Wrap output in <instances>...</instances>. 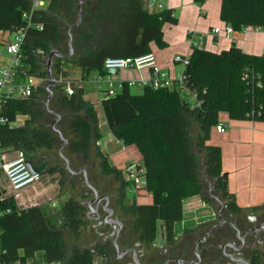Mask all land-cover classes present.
<instances>
[{
	"label": "trees",
	"instance_id": "trees-1",
	"mask_svg": "<svg viewBox=\"0 0 264 264\" xmlns=\"http://www.w3.org/2000/svg\"><path fill=\"white\" fill-rule=\"evenodd\" d=\"M43 1L44 7L33 9V0H0V32L13 33L33 24L26 29L21 46V67L43 81L33 95L4 104L8 122L0 125V149L22 150L37 171L59 174L60 193L66 194L82 181L66 169L58 152L63 141L52 124L60 116L56 126L68 139L63 153L74 170L87 167L92 148L103 135L96 109L84 99L82 87L74 86L68 94L65 84L58 81L50 101L54 113L46 109L48 65L44 55L55 48L68 49L63 33L77 21L80 0ZM195 1L203 5L209 0ZM81 8L82 22L72 30L78 52L70 59L55 58L57 80L67 63L84 73L109 75L104 65L107 58L151 53L153 42L165 48L163 27L178 22L170 8L148 11L145 0H86ZM220 18L238 32L245 27L264 30V0H222ZM39 24L42 29L36 27ZM183 76V85L177 81L171 87L147 84L140 94L132 93L129 83L123 82L116 95L102 98L113 135L126 146H136L142 156L152 201L138 204L132 198L130 202L127 194L132 182L111 164L107 153L98 151L101 173L114 178L118 184L115 205L134 218L141 240L148 243L160 235L174 237L177 224L184 219V201L205 194L202 175L234 209H242L225 186L222 148L208 141L222 113L232 120L264 122V55L246 53L236 45L219 53L194 45ZM194 95L199 104L193 102ZM19 114L24 115V123L13 126ZM104 195L112 202L110 193ZM85 212L86 207L73 196L64 201L58 216L46 206L19 208L13 196L0 191V260L94 264L96 254L80 243L88 224ZM68 236L75 239L74 246L69 245ZM102 252V256L108 254V249Z\"/></svg>",
	"mask_w": 264,
	"mask_h": 264
},
{
	"label": "crops",
	"instance_id": "crops-1",
	"mask_svg": "<svg viewBox=\"0 0 264 264\" xmlns=\"http://www.w3.org/2000/svg\"><path fill=\"white\" fill-rule=\"evenodd\" d=\"M164 1L173 15L178 17V22L164 25V40L167 44L165 48H160L155 42L151 43V48L161 70L171 79L177 78V75L183 71V65L175 58L189 55L194 45L216 53L236 45L246 53L264 55V30L262 29L253 28L247 33L235 31L232 39L223 35L218 37L213 35L214 28L225 26V22L220 18L222 0H209L203 5H199L195 0ZM112 75L115 76L112 77ZM98 76H102L98 71L84 73L74 63L65 64L60 74V77L71 81L74 86L84 89V99L95 107L99 119L98 127L103 135L102 139L96 143L99 146L103 145L102 149L104 148L108 154L112 165L123 170L128 160L127 150L134 148L139 161L142 160V156L136 146L124 145L109 129L102 105L103 93L98 90L95 83ZM103 77H110L116 84L134 82L135 87L143 88L154 79V73L152 68L127 69ZM89 82L92 85L90 88L87 86ZM130 87L132 90L134 86ZM220 120L227 125V130L219 133L215 128L208 144L222 148V166L227 175V189L235 195L236 203L240 208L260 206L264 204V122L253 119L232 120L227 113H222ZM117 155L123 157L120 164L113 163ZM45 175L48 177L45 178ZM59 180V174L43 173L40 183L16 193L17 206L19 208L45 204L49 206L50 202L55 201V208H58L57 199L62 195ZM3 182L7 183L8 188L3 185ZM0 191L5 196L13 193L2 172H0ZM149 195L152 196L151 193ZM200 204L199 207L190 210H186L184 204V219L179 224L185 222L186 214L189 212L194 214L192 219H196L199 211L204 209L203 203Z\"/></svg>",
	"mask_w": 264,
	"mask_h": 264
},
{
	"label": "flooded vegetation",
	"instance_id": "flooded-vegetation-1",
	"mask_svg": "<svg viewBox=\"0 0 264 264\" xmlns=\"http://www.w3.org/2000/svg\"><path fill=\"white\" fill-rule=\"evenodd\" d=\"M199 197L204 209L193 223L180 231L176 226L173 238L160 235L151 243L141 240L134 218L116 214L115 209L121 228L99 223L105 215L102 204L97 213L91 212L96 203L90 207L86 200L85 217L93 227L90 248L102 264H264V204L236 210L213 184ZM110 205L114 207L111 201ZM119 228L117 251L114 238ZM103 248L108 254L102 256Z\"/></svg>",
	"mask_w": 264,
	"mask_h": 264
},
{
	"label": "built area",
	"instance_id": "built-area-1",
	"mask_svg": "<svg viewBox=\"0 0 264 264\" xmlns=\"http://www.w3.org/2000/svg\"><path fill=\"white\" fill-rule=\"evenodd\" d=\"M45 6L43 0H33V9L41 8ZM145 7L150 12H160L167 8V4L164 0H145ZM25 17H30V14H24ZM33 25L29 22L28 26L19 29L13 33H10L13 38L8 41L0 42V58L5 57L7 59L6 64L0 63V125L7 124L8 120L3 115V106L9 99L26 98L33 95L41 85L43 81L36 79L34 76L27 74L22 69V51L21 46L25 38L26 29ZM42 29L43 25L36 26ZM252 27H245L242 32H249ZM4 33V32H3ZM215 37L223 35L229 39H232L235 33L234 28L225 24L223 28L216 27L212 31ZM39 55H44L42 50L38 51ZM46 55H44L45 57ZM175 60L183 65L184 68L189 64V55L183 57H176ZM105 67L114 68L117 71L127 69L142 70L144 68H152L154 73V79L148 83L155 88L171 87L174 81H177L179 85H183L184 76L183 71L177 75V78L171 79L168 74L163 72L157 62V58L154 53H148L137 57H109L105 60ZM59 82L65 84L66 93L72 94L74 92V85L71 81L63 77H59ZM96 86L99 91L103 93V97L114 96L117 91L121 89L122 83L116 84L110 77L105 78L98 76L96 78ZM136 83H129L130 86H135ZM193 102L199 104L196 100V96H193ZM24 115L19 114L13 126H18L24 123ZM216 130L219 133H224L227 130V125L219 122L216 125ZM13 152V151H12ZM12 152L2 151L0 149V172L6 177L11 191L14 195L8 197H14L16 199V193L35 186L43 179V173L36 171L33 172L28 165V159L22 150ZM126 180L132 182V189L138 194L141 190L147 186V179L145 175V168L142 165V160L130 161L126 167ZM55 202L52 203V207H55ZM28 208V207H27ZM0 264H61V263H44L36 261H16L11 263H4L0 260Z\"/></svg>",
	"mask_w": 264,
	"mask_h": 264
},
{
	"label": "rangeland",
	"instance_id": "rangeland-1",
	"mask_svg": "<svg viewBox=\"0 0 264 264\" xmlns=\"http://www.w3.org/2000/svg\"><path fill=\"white\" fill-rule=\"evenodd\" d=\"M78 18H79V16H78ZM78 18H77V21H78ZM73 24H71V25H73ZM69 27L65 28L64 33H63V37H64V40L66 41V45L67 46L69 45V38H70ZM72 30L70 32L72 33V35H74ZM12 38H13V36L9 32H4V33L0 32V42L1 41H8V40H10ZM73 39H74V36H73ZM65 47L63 48V51H60V49H58V48H55V49L58 50L59 52L63 53V54H67V53L70 52V48L68 46V49L67 48L65 49ZM73 51H74V54L76 52H78V49H76L75 46H74V42H73ZM0 63L6 64L7 63V59L5 57H1L0 58ZM113 76H115V75H112V77ZM87 86L89 88L92 87L90 82L87 83ZM142 91H143L142 87H135V86L132 87V93H134V94H140ZM48 95H49V93L47 92V97H48ZM47 97H46V99H47ZM102 147H103V145L99 146L97 143L94 144V146L92 148V156H91L92 158H91L90 161H88V163L86 164L87 167H85V168L88 171V176H89L90 182L96 188H99V191H101V194L110 193V195L113 196L112 197V204L115 207L116 214H119V215L123 216V215H125V213L123 212L124 210L121 209L120 207H117L115 205V202H116V199H117L116 196H115V194H116L115 193V189H116L118 184L116 183V181L114 180V178L112 176H106V175L104 176L101 173L100 159L97 157V152L101 151L102 153H106L104 148L102 149ZM135 151L136 150L134 148H130L129 150L126 151L127 153L125 152L126 154H128V160H126L127 162L125 163L124 168H123L125 179L127 178L126 172H125L126 171V167L130 163V161L133 160V161L139 162V160L136 157L137 154H136ZM13 154H14V151L12 152L11 155L13 156ZM122 158L123 157L121 155H117L113 159V163L120 164L121 161L123 160ZM76 164L77 165H75V166L78 167L79 166V162L77 161ZM79 175H80V180L82 181L80 183V186H78L76 190L65 191V192H67L66 194H63L64 192L63 193L61 192L60 194H62V195L59 197V199H57V202L59 204L58 208L50 206L52 204V202H50L49 206L46 205V204L42 205V206H46V207H49V208L51 207L50 208L51 211L54 214L59 216L60 208L62 207V204L64 203V201L68 197L73 196L74 198L79 200L81 203L89 201L92 198V197H90V196H92V191L85 185L83 175L82 174H79ZM46 177H48V175H45V178ZM60 180H61V176H60ZM60 180H59V182H60ZM202 181L204 183V192L207 193V190H209V186H210V184H212V182L209 181L204 175H202ZM83 184H84V186H83ZM3 185L5 187H7V183L3 182ZM59 186H60V183H59ZM8 192L10 193V191H7V193ZM149 193L150 192H148V190L145 188V189L141 190L140 193L138 191V194H137L134 191V189L131 188L130 190H128L127 199L131 200L132 198H135V200L137 201L138 204H147L148 202L152 201V196H150ZM11 195H14V194L12 193ZM199 198H200L199 195H197V196H193V197L188 198L187 200H185L184 201L185 209L186 210H190V209H194V208L199 207L201 205L200 204L201 202L199 203V200H200ZM189 204L191 206H189ZM206 211H207L206 213L210 214L209 210H206ZM193 216H194V214H190V212L187 213L186 217H185V222L177 225V231H180V229L182 227H184L185 225L193 223L194 220H196V219H192V218H194ZM92 234H93V227L91 226L90 220H88L87 226L85 228H83V235H82V238H81V241H80L81 245H83L84 247H89L90 248L92 243H93ZM67 238H68L69 245L70 246H74L75 245V239H73L71 236H68ZM94 264H102V263H101V260L96 257V260H95Z\"/></svg>",
	"mask_w": 264,
	"mask_h": 264
},
{
	"label": "water",
	"instance_id": "water-1",
	"mask_svg": "<svg viewBox=\"0 0 264 264\" xmlns=\"http://www.w3.org/2000/svg\"><path fill=\"white\" fill-rule=\"evenodd\" d=\"M86 0H80L79 4H78V8H79V18L78 21L76 23H74L73 25H71L69 27V48H70V52L67 54H63L61 52H59L56 49H53L49 54H47L44 57V61L47 62L48 65V82L46 84V90L48 91L49 95L45 101V105H46V109L48 111H51L52 113H54L52 110H50V101L53 97L54 91H53V87H55L58 83V80L56 78V76L53 74V65L55 62V58L58 59H70L74 56V51H73V35L70 32L74 27H77L80 25L81 21H82V8L81 5L85 2ZM105 72L108 74H115L117 72L116 69L114 68H108L105 67ZM60 116H58V119H56L54 121V123L52 124V127L54 129V131H56L61 140L63 141V144L59 147L58 152L61 156V158L64 160L65 162V166L66 169L71 173V174H75V175H79L82 174L83 178H84V182L85 185L92 191V198L89 200V205L91 207V205L93 203H96V207L95 209L90 208L91 212H98L99 208H100V204H102V210L104 211L105 215L103 217L102 220L99 221V223H106V224H116L119 225V227H122V222L118 219H116L114 217V209L113 207L110 205V199L107 195H101L98 191V189L90 182L89 176H88V171L85 167L79 168L77 170L72 169L71 164H70V160L66 157V155L63 153V149L69 144L68 139L65 138L62 134V132L57 128L56 124L59 120ZM28 165L31 168V170L33 172H36L37 170L33 168L32 163L30 161H28ZM226 186V184H225ZM83 205H85V202L82 203ZM88 213V216L90 215V213ZM86 214H84L85 216ZM120 228L118 229L116 236L114 238V245L116 246V249L118 251L119 247H118V243H117V238H118V234L120 231Z\"/></svg>",
	"mask_w": 264,
	"mask_h": 264
}]
</instances>
